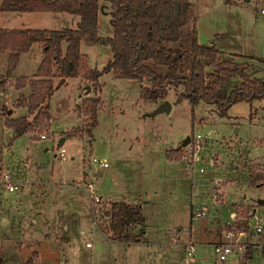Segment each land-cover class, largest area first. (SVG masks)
<instances>
[{"label": "rangeland", "instance_id": "374dc122", "mask_svg": "<svg viewBox=\"0 0 264 264\" xmlns=\"http://www.w3.org/2000/svg\"><path fill=\"white\" fill-rule=\"evenodd\" d=\"M192 1L202 44L215 41L226 52L264 58V14L258 0ZM79 20L68 13L1 12L0 28L62 30L76 28ZM98 30L104 38L113 37L109 10L100 13ZM81 48L91 68L104 70L113 59L110 45L83 42ZM42 60L40 46L23 53L11 79L34 76ZM247 61L253 77L264 79V63ZM7 66L6 54L0 75ZM85 78L73 77L63 85V78H55L50 130L17 138L5 119L18 91L13 85L0 91V264H264L258 248L248 259L231 254L220 261L211 243L214 235L221 239L236 209L245 218L257 206L264 218V204L256 202L264 198V99L253 107L241 101L223 117L214 104L202 101L193 110L188 99L177 103L182 89L171 87L170 113L152 115L159 104L141 97L139 81L104 72L103 103L90 136L87 118L82 120L77 108L87 90ZM235 83L240 79H232L229 87ZM201 131L210 138L203 140L202 158L194 162L184 141ZM41 133H48V139L38 138ZM62 137L66 141L59 147ZM177 149L183 155L172 159L169 154ZM93 156L108 166L94 163ZM3 171H10L17 191L6 194ZM88 183L102 197L94 204ZM213 183L220 185L216 194ZM116 201L141 204L146 222L140 241L112 239L107 213ZM201 212L202 217L193 218ZM252 240L264 243V233ZM192 242L195 253L188 259Z\"/></svg>", "mask_w": 264, "mask_h": 264}, {"label": "trees", "instance_id": "16d2710c", "mask_svg": "<svg viewBox=\"0 0 264 264\" xmlns=\"http://www.w3.org/2000/svg\"><path fill=\"white\" fill-rule=\"evenodd\" d=\"M229 3V2H228ZM109 10L114 28L113 37L99 35V15ZM1 12H55L80 18L76 28L62 30L0 28V58L8 55L5 75H0L4 89L16 70L23 53L35 46L42 47L43 60L32 77H19L14 87L21 91L17 107H26L29 115L6 117L5 123L20 137L37 130H50V101L56 89L54 79L80 75L93 81L95 95L82 102V112L89 125L86 133L93 136L98 124V112L103 98L100 78L113 71L118 78L141 83V97L158 104L165 101L169 89L178 91L176 102L188 99L193 110L202 101L214 104L221 116L241 102L252 104L264 99V79L253 77L248 59L264 63L262 57L226 53L215 45L202 44L196 24L192 0H1ZM106 44L113 50V59L104 70L91 68L82 52V43ZM240 83H229L232 79ZM29 89L26 94L23 91ZM32 116V118H31ZM183 155L171 150L172 159ZM112 239L125 242L140 241L146 216L141 204L125 201L111 203ZM137 227L143 228L134 233ZM252 257V249L245 259Z\"/></svg>", "mask_w": 264, "mask_h": 264}, {"label": "built area", "instance_id": "2783aa9c", "mask_svg": "<svg viewBox=\"0 0 264 264\" xmlns=\"http://www.w3.org/2000/svg\"><path fill=\"white\" fill-rule=\"evenodd\" d=\"M260 4V11L264 14V0H258ZM212 135V134H211ZM40 139L48 138V133L38 134ZM210 138V135H204L203 132H198L196 135L190 140V150L192 151V159L194 162H198L201 160V151L203 149V140L205 138ZM60 158L65 160L67 158L66 150L64 148L60 151ZM94 163L99 162L100 165L108 166V162L105 160H101L95 156L92 158ZM211 163H214L211 160ZM4 182L6 184L7 192H15L19 189V186L14 182L13 177L10 173L6 172L3 174ZM79 181H82L81 178ZM88 188L92 191V200L93 204L101 200V196L97 195L94 191L93 183H88ZM257 204V203H255ZM242 212L239 209L232 211L231 218L229 221L225 223L223 226V235L220 240H218L214 244L215 253L217 258L220 261H226L231 254H237L240 257H245L250 249H252V253L256 248L262 250L264 254V243L254 242L252 240L256 235H260L264 233V218L259 213L258 207L255 206L250 209L247 217L241 216ZM204 215V212L197 213L193 216L194 219H198ZM245 219L247 223L243 226L239 222ZM242 227H239L241 226ZM250 231H248V229ZM187 258L191 259V257L195 253V244L192 242L189 244V247L186 250Z\"/></svg>", "mask_w": 264, "mask_h": 264}, {"label": "crops", "instance_id": "0c3cea01", "mask_svg": "<svg viewBox=\"0 0 264 264\" xmlns=\"http://www.w3.org/2000/svg\"><path fill=\"white\" fill-rule=\"evenodd\" d=\"M32 13H34V12H32ZM197 18V17H196ZM196 24H197V28H198V20L196 19ZM209 45H215L217 48H219L218 46H217V44L215 43V41H212V42H210V44ZM219 49H221V48H219ZM33 50V49H32ZM221 50H223L225 53H226V55L227 56H229V57H231V55L232 54H234V53H230V52H226L224 49H221ZM30 52V51H29ZM36 54H38V51H36ZM6 56V54L5 55H3L1 58H0V60H2L4 57ZM35 75V74H34ZM13 76V75H12ZM11 76V77H12ZM11 77H10V79H9V81L7 82V84L5 85V87H4V89H6L7 87H9L10 85H13L14 86V84H15V82H16V80H12L11 79ZM32 77V76H31ZM56 78H59V77H56ZM118 78V77H117ZM70 78H65V81L64 82H62L61 81V84L63 85L64 83L65 84H67L68 83V80H69ZM119 79H122V78H119ZM85 80V82L87 83V90H86V87H84V89L82 90V93L80 94V96H79V101H78V104H77V108H80L81 106H82V102H83V99L84 98H87V97H92L94 94H95V91H94V89H93V81L92 80H90V79H88V78H85L84 79ZM4 89H2V90H4ZM17 90V89H16ZM0 91H1V89H0ZM18 91V95H17V99H18V97H19V95H20V93H21V91H19V90H17ZM24 93H26V94H28L29 93V89L27 88V89H25L24 91H23ZM17 102V100L14 102V104L13 105H9V106H7L8 108H10L9 109V115H10V117H19V116H23V115H29V113H28V109L26 108V107H14L15 106V103ZM172 106H173V104H172ZM50 112H51V122L53 121V113H52V109L50 110ZM82 113V112H81ZM82 115V120H85L86 119V117L85 116H83V113L81 114ZM78 117L80 118V120H81V116L78 114ZM75 127H77V126H75ZM73 130V129H72ZM70 131V130H69ZM69 131H67V132H69ZM65 132V131H64ZM32 133H34L35 134V132H32ZM49 133V132H48ZM36 136V135H35ZM39 138V137H38ZM46 139H48V138H46ZM65 141H66V138H65ZM3 174L4 173H6V171H3L2 172ZM9 173H10V171H9ZM2 174V175H3ZM9 192H7L6 191V194H8ZM102 198V197H101ZM126 202V201H125ZM215 235L213 236V240L211 241V243L214 245L218 240H215ZM90 244V243H89ZM252 255H253V253H252Z\"/></svg>", "mask_w": 264, "mask_h": 264}, {"label": "water", "instance_id": "95a60500", "mask_svg": "<svg viewBox=\"0 0 264 264\" xmlns=\"http://www.w3.org/2000/svg\"><path fill=\"white\" fill-rule=\"evenodd\" d=\"M247 1H249V0H247ZM64 81H65V78L62 79V82H64ZM171 109H172V102L169 99H166L165 101H163L162 103L159 104V106L152 113V115H157L158 113H161V112L170 113ZM214 136H215V132L212 133V137H214ZM190 140H191V137H187V139H185V141H184V144L188 145ZM64 141H65V137H62L58 146L59 147L62 146ZM219 186H220L219 183H213L212 192L214 194L217 193L216 187H219ZM256 202L258 204H264V198H259Z\"/></svg>", "mask_w": 264, "mask_h": 264}]
</instances>
